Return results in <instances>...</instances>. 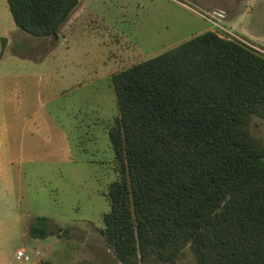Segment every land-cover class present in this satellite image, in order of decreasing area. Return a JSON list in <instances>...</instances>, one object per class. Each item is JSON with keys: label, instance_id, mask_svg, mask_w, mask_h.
<instances>
[{"label": "rangeland", "instance_id": "1", "mask_svg": "<svg viewBox=\"0 0 264 264\" xmlns=\"http://www.w3.org/2000/svg\"><path fill=\"white\" fill-rule=\"evenodd\" d=\"M17 28L0 0V264H123L109 241L132 231L133 213L122 188L109 192L128 177L111 76L205 31L264 56V0H78L56 34ZM249 118L264 147V117ZM250 204L224 230L264 217V201ZM37 217L54 233L31 232ZM194 247L170 256L197 264Z\"/></svg>", "mask_w": 264, "mask_h": 264}, {"label": "trees", "instance_id": "2", "mask_svg": "<svg viewBox=\"0 0 264 264\" xmlns=\"http://www.w3.org/2000/svg\"><path fill=\"white\" fill-rule=\"evenodd\" d=\"M6 1L15 25L34 36L56 34L78 3ZM111 81L128 177L112 181L109 192L122 188L133 213L132 231L109 241L118 260L177 264L170 255L190 241L197 264H264V231L252 232L264 217L224 230L246 219V205L264 201V147L247 129L250 114L264 117V56L205 31ZM37 222L42 227L31 232L54 233L44 228L47 218Z\"/></svg>", "mask_w": 264, "mask_h": 264}, {"label": "crops", "instance_id": "3", "mask_svg": "<svg viewBox=\"0 0 264 264\" xmlns=\"http://www.w3.org/2000/svg\"><path fill=\"white\" fill-rule=\"evenodd\" d=\"M15 24V23H14ZM19 28V27H18ZM17 28V29H18ZM20 29V28H19ZM60 235L62 236V235H64L63 233H64V231L63 230H60ZM60 235H55V236H57V237H60ZM42 236H44V235H42ZM18 250H22L23 252H24V250L23 249H17V251ZM16 251V252H17ZM25 253V252H24ZM27 256V255H26ZM16 258L17 259H19V260H21L22 258H18L17 256H16ZM30 259V257L29 256H27V258L26 259H24V260H29ZM41 261H43L45 264H51V262L49 261V260H47V259H44V258H40V257H36V259H34V261L31 263V264H39V262L41 263Z\"/></svg>", "mask_w": 264, "mask_h": 264}, {"label": "built area", "instance_id": "4", "mask_svg": "<svg viewBox=\"0 0 264 264\" xmlns=\"http://www.w3.org/2000/svg\"><path fill=\"white\" fill-rule=\"evenodd\" d=\"M16 256H17L18 258H24V259L27 258V256L24 254V252H23L22 250H18V251L16 252Z\"/></svg>", "mask_w": 264, "mask_h": 264}]
</instances>
